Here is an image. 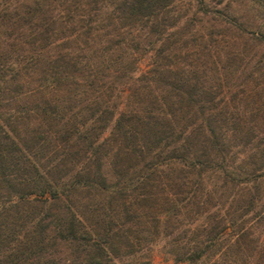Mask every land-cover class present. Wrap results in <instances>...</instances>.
Segmentation results:
<instances>
[{
    "label": "trees",
    "instance_id": "16d2710c",
    "mask_svg": "<svg viewBox=\"0 0 264 264\" xmlns=\"http://www.w3.org/2000/svg\"><path fill=\"white\" fill-rule=\"evenodd\" d=\"M220 3L0 0V264L195 261L264 229V101L221 64L264 25Z\"/></svg>",
    "mask_w": 264,
    "mask_h": 264
},
{
    "label": "rangeland",
    "instance_id": "374dc122",
    "mask_svg": "<svg viewBox=\"0 0 264 264\" xmlns=\"http://www.w3.org/2000/svg\"><path fill=\"white\" fill-rule=\"evenodd\" d=\"M221 3L217 6L221 7V13L225 12L228 8L229 12L235 13L237 16H242L244 20H246L247 27H252L255 24L263 27L264 25V8L258 10L255 12V3H252L250 0H220ZM254 7H252V5ZM228 6V7H226ZM256 18V19H255ZM251 22H253L251 24ZM255 28V27H253ZM257 28V27H256ZM259 28V29H260ZM261 30V29H260ZM264 32V27L262 30ZM227 34L236 31H226ZM259 32V31H258ZM260 34V33H258ZM257 35V34H256ZM261 35V34H260ZM232 39L227 38L228 44L231 42V47L226 46L225 44H221V64L224 63V61L230 57L228 53H226V50H232L229 52H234V50H237V55H233V61L232 59L228 62L229 65V76H228V84L232 87L234 84H239L237 86V91L246 92L248 95H252L253 104L254 105H261L259 106L261 109L263 108V101H264V67L260 69V72L254 73L251 75V77H246L244 74H241L242 70V61L239 58H242L245 60L250 54H246L245 51L247 49H250V52H253L252 50L255 49L258 53V51L264 50V39H262L260 42L261 45H256V43L253 41L248 43H245V39H248V35L244 36V39L238 38L236 36H229ZM264 38V37H263ZM231 40V41H229ZM249 41V40H247ZM246 41V42H247ZM255 44V45H254ZM238 62V63H237ZM242 64V65H241ZM252 62H249L246 65V69L250 70ZM145 66V62H140V68ZM245 74H248L247 70L244 72ZM241 74V75H240ZM239 91V92H240ZM221 92H224V90H221ZM197 222H193L188 226V230L186 231L183 238H181V235H179L177 239V245L180 246L184 242L183 240L185 238L190 237L195 228L197 226ZM251 226L246 225L247 230H249V235L243 238H236L235 234H231L230 227H226L223 231L222 238L220 236V240L217 245L211 250L208 251L205 255L200 257L198 260L195 261H177L174 259V253L171 252L168 248V245H165L162 241L156 242L150 251V262L149 264H264V229L261 225L255 224L254 222H250ZM182 227V226H181ZM183 226L182 228H184ZM190 242L187 241L185 245Z\"/></svg>",
    "mask_w": 264,
    "mask_h": 264
}]
</instances>
